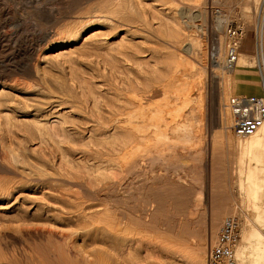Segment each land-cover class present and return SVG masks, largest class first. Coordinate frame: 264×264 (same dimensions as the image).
<instances>
[{
    "label": "bare ground",
    "instance_id": "bare-ground-1",
    "mask_svg": "<svg viewBox=\"0 0 264 264\" xmlns=\"http://www.w3.org/2000/svg\"><path fill=\"white\" fill-rule=\"evenodd\" d=\"M136 1H137V3L138 2L140 3L142 0H135V2ZM153 1H155V0H153ZM231 1H233V0H225L224 5L228 6V7L231 6ZM257 1L258 0H254V3H256ZM143 2H145V1H143ZM204 2H206V1H204ZM204 2H203V4H204ZM234 2H236V1H234ZM234 2H232V3H234ZM147 3L148 2H146V5L150 4V3L149 4H147ZM170 3H172V2H169V4ZM220 3H222V2H220ZM167 4H168V2H167ZM191 4H190L189 8H187V10L189 9L188 12H185V9L182 8L183 9L182 12L187 13V15H189V17H191V15H193L192 12L194 10L193 6ZM80 5L83 6V4H80ZM170 6L171 5H169V7ZM173 6L176 7V5H173ZM78 7H81V6H78ZM148 7L149 6H147V8ZM175 7H173V8L171 7V9H175ZM201 7H203V6H201ZM201 7H200V11L198 12L199 16L201 18L206 17L207 13H208L207 8H206L207 6L203 7V9H201ZM243 7H244V10H246V12H248L249 4L245 3V4H243ZM263 7H264V5H263ZM157 8H159V7H157ZM140 9L143 13L142 15L137 14V12L134 8L133 1H131V0H98L97 4H94V6H92L90 8L88 6V8L86 10H84L81 15L79 14V15H77V17L75 16L76 18H75V20L71 21L72 23L69 24L70 26H68V28L65 27V28H67L65 33L68 35V39L73 38L75 40L77 38H81L82 40H84L83 42H85V43L86 42L88 43L89 41H95V40L96 41L101 40V43H103L104 41H102V40L108 41V40L112 39L113 41H115V43L118 42L119 43L118 45H120V43L128 42L127 40H133V39L134 40L135 39L136 40L141 39L142 42L152 40L153 38L158 39L160 36L159 30L154 28V26L152 24L153 23L152 20H154V21L157 20L158 23L156 22V24H159V22H160L161 26L164 25V20L161 19L163 22L158 20V17L160 15H158V16H156V15L159 13H157L155 15V11L152 9H151V12L146 10L145 8L143 10H142V8H140ZM229 9H230V7H229ZM215 10L216 9L212 10V14L215 17V19L213 18L214 22L217 25H221L224 22H226L227 16L225 14L218 15L216 13L218 11H215ZM78 12H80V11H78ZM78 12H77V14H78ZM174 12H176V11H174ZM174 12L172 11V13H174ZM179 12H180V10H179ZM182 12L180 14H182ZM62 15H64L63 12H62V14L60 13V15H59L60 17L59 16L58 17L61 18ZM176 15H177V13H176ZM168 19H170V18H168ZM194 19H196V18L194 17ZM57 20H60V19H57ZM188 20H192V18H190ZM65 23L68 25L67 21H65ZM215 23H213V24H215ZM262 23H264V22H262ZM64 24H63V26H64ZM184 24L185 25L187 24L186 21L184 22ZM159 26L160 25H158V27ZM177 26H178V24H177ZM177 26H173V27H175V29H178L179 27L181 28V26H178V27ZM61 27H62V25H61ZM190 27L192 28V26H190ZM259 27H260V29H259V31H260L259 32L260 33V36H259L260 50L259 51L261 52V55H262L261 47L263 44L262 42H263L264 25H261ZM65 28H63V29H65ZM89 28H93L92 31L89 32V34H88L87 33L89 31L88 30L86 32L87 35L85 37H83V35H81V30L85 31ZM166 28H168V27H166ZM187 28H188V26H187ZM173 29L170 30V33L168 35L173 38L172 41L174 40L175 44L180 45V41H182V39L184 41L185 37L182 38V36H181L182 34H180V32H179L180 30L178 31V30H175V29L173 30ZM193 29H194L193 31H195V27ZM226 29H227V27H226ZM181 30H184V29L181 28ZM63 31L64 30H62L61 32H63ZM193 31L191 32V30H190L191 33H193ZM59 32H58V34L56 33L58 35V37L55 36L57 38H53L54 40H52V42H51L52 44L54 42H58V43L62 42V40H64L63 38L66 37V36H64L65 33H64V35H62L60 37V35L62 33L60 32L61 34L59 35ZM164 33H165V30H164ZM167 33H168V30H167ZM182 33H185V32H182ZM162 35H161L162 36L161 39H164L163 38L164 34L162 33ZM48 37H50V36H48ZM166 38H169V37H166ZM166 38H165V40H166ZM214 38H212L213 44H214L212 47L213 50H212V53L209 54V56L211 55L210 58L209 57L208 58L210 59L209 61H211V64H212V66H211L212 67L211 68L212 69V79H213L212 81L219 84V83L226 82V77H225L226 73L224 74V72L232 71L235 68V66L231 67V68L226 66L225 53L227 52V48H226V50H224V48H223L225 46H223V40L221 38V34L219 35V37H217L218 39H216V38L214 39ZM191 39H192V37H191ZM106 41H105V43H106ZM158 41L159 40H157V42ZM98 42H100V41H98ZM145 42H144V44H145ZM185 42H187V41H185ZM196 42H197V38H196ZM105 43H103V44H105ZM107 43L111 44L110 41ZM162 43H164V42H162ZM171 44H172V42H171ZM171 44H169V45H171ZM74 45H75V43H74ZM80 45H78L79 48L84 49V47L82 48V47H80ZM179 45H178V48H179ZM190 45H191V43H190ZM195 45H196L195 47H193V46L192 47L195 48L196 54L197 55L200 54L201 58H202V56L205 58L207 53H209L207 51L208 49L206 47H202L203 44H201V43H195ZM86 46H87V44H86ZM90 46H92V44H90ZM68 47L69 46H63V47L56 49L55 51L53 50L52 53L50 52L51 58L55 59V58H59L60 56L62 58L63 56L68 55V53L70 54L69 51H71V50L68 49ZM127 47L128 46H126V49L122 50V51H120L119 49H118V51L116 49L114 50L115 54L117 52H118L117 54H119L121 52L119 56L114 57V55H113V57L110 58V60H108L105 57V61H109V62H107L109 64V67L110 68L112 67L113 71L119 70V72L121 74L125 75V73H122L123 72L122 70H121L122 72L120 71L121 66H123L122 64L126 63V62L130 63L131 60H133V64L132 63L131 64L134 66H130V67H128L127 65L125 66L127 68L126 73H127V71L130 73V71L133 70V67L138 68L137 65L142 69V70H140V68H139L140 72L137 69L138 73L146 72L148 69L147 68L148 64L146 63L147 65L145 66L147 69L142 68L141 66H144L145 61L144 60L140 61V59H142V57H138L139 53L136 54L134 57L130 56V54L132 55V53L129 54L127 52L128 51ZM129 47H131V46H129ZM174 47H176V46H174ZM226 47H227V42H226ZM74 48H76V47H74ZM79 48H77V49H79ZM98 48H99V46L97 47V49ZM103 48L104 47L101 48L102 51L105 50V49L103 50ZM135 48H136V45H135ZM135 48L133 50H135ZM147 49H149V48H147ZM175 49L177 50V48H175ZM91 50L94 52L95 48L91 49ZM171 50H173L171 52L176 51V50H174V48L172 49V47H171ZM83 51H86V50L84 49ZM88 51L90 52V50L87 48L86 52H88ZM112 51L113 50L111 49L110 52H112ZM177 51H179V50H177ZM81 52H82V50H81ZM86 52H85V54H86ZM95 53L98 54L97 52H95ZM104 53H105V51H104ZM83 54H84V52H83ZM108 54H109V56H111L110 54H112V53H108ZM169 54H171V53H169ZM174 55H175V53H174ZM45 56H46V54H45ZM92 56L96 57L94 54ZM109 56H108V58H109ZM170 56L172 58L173 55H170ZM170 56H168V57H170ZM176 57H177V59H176ZM176 57L172 59L173 61H176L179 59L176 62L177 64L175 63V65H179V64L183 65V63H184V65H185V63H186V65L189 64V62L186 59H183L185 57H183L182 55H179V53L176 55ZM96 58H98V57H96ZM239 59L237 61L236 66L238 64L242 65L243 61L245 62V60H246V56L244 54H241V57L239 56ZM260 59L263 60L262 57ZM180 60H181V62H180ZM240 61H241V63H240ZM65 62H68V61L65 59ZM100 63H102V60L100 61ZM71 64L73 65V61L71 62ZM102 64H101V66H102ZM120 64H121V66H120ZM250 64H251V62H250ZM172 65H174V64H172ZM208 65H210V64H208ZM255 65H257V64H255ZM66 66L68 67V65H66ZM109 67H107V68H109ZM125 67H124V69H125ZM175 67L179 68V66H175ZM178 68H174V69H176V71L180 70ZM112 69H110L111 70L110 72H112ZM143 69H145V70H143ZM30 71H32V70H30ZM114 73H116V72H114ZM129 73H128V75H129ZM242 73H243V69H241V68L236 69V75H237L236 80H238V77H241L240 75ZM30 74H33V73L30 72ZM91 74L89 75L90 77H91ZM176 74L174 72L173 75L176 76ZM193 74H188V73L185 74V72H182L183 76H186V78L188 77L191 79L193 77ZM195 74H197V73L195 72ZM109 75H110V73H109ZM113 75L114 74H112V76ZM124 75H123V78L128 76V75L127 76H124ZM182 75H180L182 80L177 78V77H175L176 79L174 80V84H176L175 86H177V90H179V92L176 91V93H178V94L180 93L182 95V92L184 91L182 96H184V94H185V97H184V100L182 99V101H187V100L189 101L190 100V102H195V99L192 97L193 95L197 96V99L201 100V98H202L200 96L201 91L198 90L199 85H198L197 89H195L196 91H193L194 90L193 89L194 82L188 81L186 79L184 80ZM197 76H198V74H197ZM42 77H43V75H42ZM87 77H88V75H87ZM38 78H39V75H38ZM83 78H84V74H83L82 79ZM92 78L93 77H91L90 79H92ZM117 78H119V77H116V75H114V77H113L114 80L112 79L113 81L105 79V83H104L106 85L105 94L101 95V97H99V99H98V96H95L96 91L93 93V90L90 91L91 96H92V93L94 94L93 97L91 98L92 100L89 98L91 96H85V95H84L85 99L83 98V96H82L83 99H77L76 98L75 105H72V107H74V109L77 110L79 113L80 112L82 113L81 114L82 120H78V119L73 120L75 117L71 118V117H69V115H67L68 118H71L72 120H64V118H65L64 117L62 120H60V118H57L59 120L50 121L49 119L44 120L45 118L43 117L44 116V114H43V116H41V118L43 117V120L41 119V120L30 121L27 119L25 120V118H24V120L18 119L20 121V122L17 121L18 123H16V122L13 123V122H11V120H9L10 119L9 115H6L7 112L4 114V115H6L5 116L6 124H5V122H3L5 124L4 125L5 128H3V129L5 130L6 133H8V132L10 133L12 131L11 130L12 125H15V126L17 125V127H18V125L19 126L22 125L23 129L27 128L30 131L29 134H31V137L35 136L36 140L39 139V141H40V144L38 143V146L39 145L40 146L38 147L39 151L37 153L39 155H37V157L34 158L33 161H31L33 158L31 160L25 159L24 155H22L16 148H12L11 146L9 147V149L7 151H5V152H7L6 158H9L10 160L16 161V163L17 162L22 163L23 169L21 170V172L19 171L20 168H19V170H17V168L10 166L9 163L7 165V162L4 163V162H1V160H0V173H2V175L12 174L14 176H19L18 177L19 179L18 180L14 179L11 182V184H8V185L6 184L5 186H1V184H0V202H1L0 203V232L2 230L7 229V230L3 231V233L7 234V236L9 235L11 237H16V234L22 233L21 234L22 236L24 235V236L28 237L29 239H31L32 243L30 246H28L30 254L26 255V257L29 256V264H39V259H40L39 254H41L39 252L41 250H40V244L38 242V237L40 238V236H42V237L46 236V238H47L46 239L47 243L45 244V249L48 252H46L45 255L43 254V257H45L46 260H48L49 264H100L101 262L97 259L98 256L96 257V255H95L96 253L93 252V250L86 249L87 245L90 247V245H94V244L96 245L97 244V246L101 247V245H98V244L101 243L103 246H105L107 244H103V243H108V245H110V246L112 245L113 247L115 245L116 248L119 247V248L131 249V248H133L136 241L139 240V239L137 240L136 235L137 234L139 235L142 232L141 229H139V231L136 230V229H138V227L142 226L145 229H148V228L152 229L153 228L156 230H157V228L160 230L163 229L162 228V219L161 218L158 219V216H157V214H160V213H157L158 211H160L159 210L160 207L158 209H156L153 205H151L152 203H150V205L152 207H154L153 209L151 207V209L153 211L150 212L149 211L150 206L148 207L149 203L145 202L146 204L143 203V205L138 204L137 208H140L139 209L140 214H136L135 210H131L129 207H126V200L127 199L118 201L119 199H122V198L114 197V195L112 193L109 194V192H113L115 190V188L113 190V187H111L110 184H109V186H110L109 191L105 190L103 188V186H102V188H99V187L97 188V186L99 183L106 184L107 178L109 180V178H113L111 176H113L115 174V173L113 174V172L109 171V172H111V174H113V175H109L110 176L109 177L107 174H105L106 173L105 170H107V173H109L108 170L114 171L116 169V167H119V168H122V170L124 168L127 169V171L129 172L127 174H130L131 172L132 173H134V172L139 173L140 172L142 175H145V169H144V171L141 170V169H143V167L141 166V164H139V163H141L140 160L143 161V160L147 159L148 162H150V163H159L160 165L163 166L165 163H168V161H170V159L175 158L176 154H174L175 153L174 148L179 144H178V142L175 143V141L166 140V138H168V136H169L168 130L170 131V129H172V131L178 133V135L179 134L183 135V136L179 137L180 142L181 141L189 142L197 134L195 133L194 128L191 126V124L186 125V123H185L184 126H182V124H180L181 122L179 121V119L177 117L180 116V113L182 111L181 106H177V107H179L178 109L168 111V110H166V108L164 106H165V104L168 107L170 105H168V102L166 103L164 101L165 102L164 105L161 104V105L156 106L155 108L153 106H151V107H153V108H151L147 104H148V101L151 100L152 96H150V95L147 96V94L145 95V93L140 94L139 91H138V93L133 92L136 90V89H134V87L136 85V81H137V80H135V78L132 79L131 77H129L126 80L121 79V77L119 78L120 80H117ZM73 79H77V78L73 77L72 80L70 79V81H73ZM197 79H199V78H197ZM197 79H196V81H197ZM35 80H38V79H35ZM60 81L63 82L64 81L63 78ZM70 81L68 83H70ZM83 81H86V80L83 79ZM83 81H82V83L84 84L85 82H83ZM119 82H122V84ZM139 82L140 81H138V83H137L138 85H139ZM198 82L199 81H197V83ZM236 82L239 83V81H236ZM37 83H38V81H37ZM63 83H65V81ZM68 83H67V85H68ZM78 83L81 84V81L80 82L78 81ZM78 83H77V87L79 86ZM86 83H91V82L86 81ZM201 83H202V81H201ZM216 83H214V85H216ZM32 84H31V86L29 84V86L32 87L33 86ZM54 84H55V82H54ZM95 84H93V85H95ZM233 84L235 85L234 80L232 81V86H233ZM3 85H4V83H3ZM56 85H59V84H56ZM88 85H86V86L88 87V91H89L91 89V86L89 88ZM138 85H136V86H138ZM22 86L24 87L25 85L23 84ZM40 86H42V85H38V87H40ZM98 86H99V84H98ZM98 86L95 88L99 89ZM196 86L197 85H195V87ZM30 87H28V88H30ZM43 87L44 86H42V88H40V89H43ZM52 87H51V89H53ZM73 87H74V85H73ZM100 87H101V85H100ZM81 88L82 87L80 86V89ZM84 88L85 87H83L82 89H84ZM191 88L193 89L192 90L193 95L190 96V94H192L190 91H189L190 94L188 95V93H189L188 92L186 95L185 92H187V91H185V90H188ZM55 89H56V87H55ZM216 89H217V86H216ZM44 90H45V88H44ZM175 90H176V88H175ZM88 91H86V92H88ZM180 91H182V92H180ZM62 92H64V91L62 90ZM81 92L84 93L83 90H81L80 93ZM169 92H171V91H169ZM80 93H78L79 96L83 95L82 93L81 94ZM224 93L226 95L225 91H224ZM68 94H72V93L70 92ZM88 94H89V92H88ZM261 94H262V90L259 94H247V95H261ZM58 95H59V93H58ZM64 95L66 96V93ZM217 95H220V99L222 98L221 97V95H222L221 90H220V94H217ZM59 96H62V95L60 94ZM163 96H165V95H163ZM186 96H188V97H186ZM179 97H181V96L179 95ZM100 98H102V101L100 100ZM55 99H57V98L55 97ZM60 99L62 100V98H60ZM67 99H68V102H70L68 97H67ZM90 100H91V102H90ZM178 102H180V101H178ZM190 102H188V103H190ZM73 103H74V101H73ZM171 103L169 102V104H171ZM182 103L180 104V105H182V107L187 104V102L184 105ZM195 103L197 104V102H195ZM159 104H160V102H159ZM40 105H42V104H40ZM174 105L176 106V103H174ZM42 106H44V105H42ZM57 106H59V105H57ZM62 106H64V105H62ZM225 106H226L225 107L226 111H222L221 109L219 110L220 115H219V118L216 122H217L218 126L222 128V130L220 131V135L222 134V135H224V137L228 138L229 135L231 134V131L233 132V130H232L233 114H232V111L230 109L229 102H226ZM170 107H172V106H170ZM200 107H201L200 101H198L197 105L192 106V111H195L197 114V111L200 109ZM222 107H223V105H222ZM45 109H47V107ZM55 109H56V107H55ZM179 109L181 111H179ZM36 110H38V112H39L42 109L39 108V105H38V108ZM59 110H61V109H59ZM33 111L36 112L35 110H33ZM1 112H2V110H1ZM29 112H31V111H29ZM178 114H179V116H177ZM182 114H181V116H183ZM61 115H63V114H61ZM167 115H171V117L172 118L175 117V119L177 118V122L174 123L175 125H172V126L170 125V123H172V121L174 119H172V120L169 119L170 120L169 121ZM30 116H28V117H30ZM199 116H202V115L200 114ZM48 117H49V115H48ZM54 117H56V116H54ZM52 118H53V116H52ZM36 119H38V118H36ZM183 119H185V118H183ZM186 119H188V118L186 117ZM178 121L180 123H178ZM197 122L199 123V121H197ZM182 123L184 124V121H182ZM188 123H190V122H188ZM30 125L33 127V130L31 129ZM215 126H217V125H215ZM22 128H21V130H23ZM21 130H19V131H21ZM28 130H27V132H28ZM31 130L34 132V134ZM119 133H120V136L124 135L123 138L126 136L127 139L124 138L122 140V138H120L123 142L121 140L117 139ZM29 134H28V136H30ZM4 135L7 136L6 137V140H7L8 135L7 134H4ZM16 135H18V134L16 133ZM199 135H200V133H199ZM113 136H117V137H113ZM111 137H113V138H111ZM238 137H240V138L237 140V145L239 147L241 154H240L239 161H237V163H239L240 165L236 169L238 174L233 180L234 181L236 180V182L238 184L239 191H240V196H242L243 199L240 201L241 204H239L238 207L234 206L232 208L229 205H226L224 203V201L223 202L222 201H216V200L214 202L211 201L212 205L211 204L209 205L210 212H209V210H208V212H209V214L212 215V217H211L212 219H210V221H209V217H208V222H206L207 224H209L208 225L209 226L208 237L209 238L212 237L210 240H214V239L216 240L217 239L219 232H218L217 236L215 235V233H216L218 225H219V219H221V217H224V215L226 213L236 214L239 211L240 212L246 211L245 214H247L248 210H249V212H251L250 208L252 206V208L255 209V210L253 209V212H251L254 214L253 218H251L249 216L246 217L245 214L241 213L242 214L241 225H240L241 240L239 241V243L237 244V246L235 248V253H236L238 264H264V235L262 233L256 231L255 227H253V223H252V221L254 219H256V222H259L262 225V227L264 226V167L263 168L261 167V164H264V124L257 131H255L253 134L248 135V136H243V137L238 136ZM31 141H33V140H31ZM227 142L229 144L235 146V143L229 142L228 139H227ZM8 144H10V143L8 142ZM11 144H12V142H11ZM16 144H19V143H16ZM4 145H6L5 141L2 145V147ZM20 145H21V143H20ZM6 147H7V145H6ZM29 147H30V145H29ZM167 148L169 150H171V152H169V150L167 151ZM4 149L6 150V148H4ZM32 149H30V150H32ZM209 149H211V148H209ZM205 150H207V148ZM214 150H215V148H214ZM2 151H3V149H2ZM202 152H203V150L199 149V150H197L196 153L191 154V156L188 157L192 160L191 164L187 162V159H185L186 155L182 156V157H184L185 160L178 158V160H180V162L182 163L183 166H191L194 169L195 175L193 176V179L198 181V182L202 179V177H201V169H202L201 166L203 163V160H201ZM176 157H178V156H176ZM213 159L214 158H212V160ZM2 161H3V159H2ZM142 164H143V162H142ZM17 165H19V163H17ZM139 165L142 168H139L140 167ZM215 165L216 164L212 163V166H213L212 173L213 174H212L211 180H212L213 184L221 182V180H225V178L220 177V174L218 173V169L215 168ZM18 167H20V166H18ZM89 167H95V168H98L101 170L103 168V171L100 174V173H98V170H94V171H97V173L96 172L93 173L94 171L92 169L90 172L93 171L92 173L94 175H91V174L87 175V173H85V172H87ZM144 167H146V165ZM158 167H160V166H158ZM216 167H218V166H216ZM119 171H120V169H119ZM115 172H117L119 174L118 170ZM222 173L223 172H221V174ZM120 175H121V173H120ZM120 175H119V178H121ZM151 175H150V177L149 176L144 177L146 182L149 183V181H151V180H149L153 176V175L152 176ZM114 176H116V175H114ZM130 176H132V174L129 175V177ZM135 177H136V175H135ZM124 178L126 179V177H124ZM159 178H163V177H161V174H160ZM221 178H223V179H221ZM114 179H116V178L114 177ZM157 179H158V177H157ZM123 181L124 180H122L121 182H123ZM126 181H124V182H126ZM165 181H167V180H164V182ZM116 183L118 184L120 182H116ZM93 184H95V186L97 185L96 188L94 187ZM145 184H147V183H145ZM223 184H224V182H223ZM106 185H107V187H105V188H108V184H106ZM111 185H113L112 182H111ZM127 185H128V181H127ZM141 185H142V183H141ZM167 185H168V183H167ZM214 185H216V184H214ZM118 186H119V184H118ZM170 186H167V187H170ZM217 186L220 187L219 185H217ZM221 186H222V184H221ZM121 187L122 186L120 183V188ZM129 187H127V188H129ZM142 187L143 186H141V188ZM157 187L158 186H156V187L155 186H147V188H149L151 191L154 192V194H152V195L156 194L154 190L157 189ZM212 187H211V190H212ZM27 188H30V189L32 188L34 190H40V195L35 196L37 194L34 193L35 194L34 196H29V195L25 196V195L20 193V192H24ZM152 188H155V189H152ZM220 189L221 188H219V190ZM129 190H130V188H129ZM129 190L127 192H129ZM121 191H123V190H121ZM141 191L143 193L144 189H141ZM145 191H146V189H145ZM168 191H169V188H168ZM213 192H215V191L213 190L212 193ZM219 192L220 191H218V193ZM199 193L200 194H198V197L200 199L201 198V191ZM31 194L33 195V193H31ZM121 194L124 195V194H126V192L124 194L123 193H121ZM147 194L148 193H146V195ZM106 195L108 196V198L106 200H103L104 198H106ZM143 195H144V193H143ZM143 195H141V196H143ZM159 195H160V193H158L154 197L153 196L152 197L155 199V197H157ZM129 196L133 197L134 195L131 194ZM134 198H136V197H134ZM153 198H152V202H153ZM249 198H252V201H249ZM156 199H158V198H156ZM156 199L154 201H156ZM104 201L107 202V205L102 207V205L104 204ZM159 201H160V199H159ZM225 202H227V201H225ZM2 203H5V204L3 205ZM179 203H181V202H179ZM130 204H131V202H130ZM182 204L184 205V203H182ZM182 204H180V205H182ZM199 205H200L199 201L196 202L194 209L189 210V212L192 211L191 212L192 214L197 212ZM240 205H243L244 207H248V208L245 209V208L241 207V210H240L239 209ZM157 206H160V204L158 205V202H157ZM178 208H179V206H178ZM180 208H181V206H180ZM184 208H185V206H184ZM32 209H33V211H32ZM155 210H157V212ZM114 211H116V213H113ZM10 212H12V213H10ZM110 212H112V215L110 214ZM162 217H164V216H162ZM169 219H171V218H169ZM38 221H44V223H46V226H40ZM170 223H172V222H170ZM187 224H189V223H187ZM178 225H180V223ZM182 225H181V227H182ZM198 225H200V224H198ZM201 225H203V224H201ZM221 225H220V228H221ZM192 227H194V226H192ZM198 227H200V226H198ZM10 228H13L16 231H19L20 233L14 232L11 234L8 231V229L10 230ZM169 228H171V226ZM182 228H180V230ZM195 228H196V226H195ZM204 228H205V226H204ZM189 229H191V226ZM146 231L148 233L149 232L151 233L152 230L151 231L146 230ZM219 231H220V229H219ZM143 232H144V229H143ZM160 232H162V231H160ZM160 232H158V233H160ZM148 233H147V235H148ZM155 233H156V231H155ZM4 234H3V236H4ZM205 234H207V232ZM163 235H162V237H163ZM214 235L216 237L213 239ZM17 237H19V236H17ZM17 237L15 238V241L18 240ZM162 237H160V238H162ZM192 237L195 238L193 235H192ZM107 238H108V240H106ZM140 238L143 239L144 237L143 238L140 237ZM163 238H165V237H163ZM163 238H162V240H163ZM197 238H199V237H197ZM203 238H204V236H203ZM0 239H1V237H0ZM144 239H146V238H144ZM2 240H3V238H2ZM165 240H167V239H165ZM210 240H208V241H210ZM110 241H112V243ZM214 241H212V242H214ZM41 243H43V242H41ZM162 245H163V243H162ZM202 245L203 244H201V247H202ZM42 246L44 247V244H42ZM160 246H161V244H160ZM28 247H25V248L28 249ZM194 247H195V249L197 248L196 246H194ZM194 247L193 248L191 247V248L194 249ZM203 247H205V246H203ZM20 248H22V247H20ZM110 248L111 247H109V249ZM116 248H114L115 254L117 253ZM191 248H190V250H191ZM134 249L136 250L137 248L134 247ZM199 249H200V252L196 253V250H199ZM196 250L194 251L195 253L193 252V254L196 255V256H194V258L198 259L201 264H207V260H205V258H206L205 248H203L201 250V248L198 247V249H196ZM23 251H24V249L22 250V252ZM49 251H52V253L50 252L51 254H49ZM101 251H103V250H100V252ZM111 251L114 252V250H109V252H111ZM123 251H125V250H123ZM126 251H127V249H126ZM188 251H189V249L187 250V252ZM129 252H131V250ZM112 254L114 256V253H112ZM119 254H121V253H119ZM122 254H124V253H122ZM102 255H104V254H102ZM117 255H118V253H117ZM104 256H106V255H104ZM12 257H14V256H12ZM16 258H17V256H16ZM117 258L119 259V257H117ZM121 258H122L121 263L125 264L126 262H123L124 261L123 257H121ZM128 259H130L129 260L130 262H128V264H129V263H131L132 260L130 257ZM128 259H126V260H128ZM10 260H11V258H10ZM3 261H1L0 264H4ZM7 262H8V260H7ZM109 262H110V260H109ZM111 263H112V261H111ZM114 263L115 262H113V264ZM42 264H44V263H42ZM46 264H48V263H46ZM104 264H106V263H104Z\"/></svg>",
    "mask_w": 264,
    "mask_h": 264
},
{
    "label": "rangeland",
    "instance_id": "rangeland-1",
    "mask_svg": "<svg viewBox=\"0 0 264 264\" xmlns=\"http://www.w3.org/2000/svg\"><path fill=\"white\" fill-rule=\"evenodd\" d=\"M96 1L98 2V0H0V140L2 139L1 140L2 142L0 141V145H1L0 146L1 147L0 148V158H1L0 160H1V162H4V163L7 162V165L9 163L10 166L17 168V170H19V168H20L19 171L21 172V170L23 169L22 163L17 162V163H19V165H17L16 161H13V160H10L9 158H6L7 152H5V151H7L10 146L12 148H16L22 155L25 156V159L31 160L33 158L31 161H33L34 158H36L37 155H39L37 153L39 151L38 147L40 145L38 146V143L40 144V141H39V139L36 140L34 135H33L34 137H31V134H29L30 131L27 128L23 129L22 125L21 126L18 125V127H17V125L16 126L12 125V127H11L12 131L10 133L5 132V130L3 128H5L4 125L6 124V119H5L6 115H9V117H10L9 120H11V122H13V123H15V122L18 123V122H20L19 120H24V118H25V120L27 119L30 121L41 120V119L43 120V117L45 118L44 120L49 119L50 121L59 120L57 118H60V120H62L64 117H65L64 120H72L71 119L72 117H75L73 120H77V119L82 120L81 119L82 113L81 112L79 113L77 110L74 109V107H72V105H75L76 98L77 99H83L85 96H91L90 91L93 90V93L96 91L95 96H98V99H99V97H101V95L105 94V88H106V85L104 84L105 79L113 81L114 75H116V77H119V78L121 77V79H124V80L128 79L129 77H131L132 79L135 78V80H137L136 85H138L137 84L138 81H140V82H139L138 86L135 85V87H134V89H136V90L138 89V90L137 91L135 90L133 92L138 93V91H139L140 94L145 93V95L147 94V96H149V95L152 96L151 100L148 101L147 105H149L150 107L153 106L155 108L158 105H161V104L164 105L165 102L166 103L168 102V105L172 106V107H170V106L168 107L165 104L164 107L168 111L178 109L179 107H177V106H181L182 111L180 109H179V111H181L180 116L182 113H183L182 114L183 116L180 117L179 114L177 115L179 117L176 116L179 119V121L181 122L180 123L178 121V123L182 124V126H184L185 123H186V125L191 124V126L194 128V131L197 135L193 139H191L189 142H187V141H181L180 142L179 137L183 136V135H181V134L178 135V133L172 131V129H170V131L168 130L169 136H168V138H166V140L175 141V143L178 142V144H179V145H177L178 147L176 146L177 148L176 147L174 148V152H175L174 154H176V156H178V157L175 156V158L170 159V161H168V163H165L163 166L160 165L159 163H150V162H148L147 159H146L147 161L146 160H143V161L140 160L141 163H139V164H141V166L143 167V169H141V170L144 171V169H145V175L146 176L142 175L140 172H139L140 174L138 172H134V173L131 172L130 174H127V173H129L127 171V169L124 168L122 170V168H119V167H116V169L114 171L108 170V172L111 171V172H113V174L115 173L114 175H116V176L111 174V172H109L110 174L107 173V170H105L106 173L105 172L104 173L107 174L108 176L113 175V176H111L113 178H109V180L107 178L106 184H108V188H105V187H107L106 184H101V183H99L98 186L96 185L97 188L98 187L102 188V186H103V188L105 190H108V191L110 189V186L113 187V190L115 188V190H114L115 192L114 191L109 192V194L112 193L114 195V197L122 198L119 200L117 199L118 201L127 199L128 201L126 200V207H129L131 210H135L136 214H140V210H139L140 208H137L138 204L143 205V203L144 204L149 203L148 207L150 206V209H149L150 212L153 211L152 209L154 207L156 209H158L160 207V209H159L160 211H158V212H157V210H155V211L157 213H160V214H157V216H158V219L159 218L162 219V228L163 229L160 230L157 228V230H158L157 231L156 229H153V228L152 229L151 228L145 229L142 226L138 227V229H136V230H138V231H139V229L142 230V232L140 231L141 233L139 232L140 233L139 235L138 234L136 235V238H137V240L139 239L138 240L139 242L136 241L133 248H131V249L119 248V247L116 248L115 245L113 247L112 245L111 246L108 245V243H103V244H107L112 249L111 248L109 249V247L107 245L103 246L101 243L98 244V245H101V247L97 246V244L96 245L94 244V245H90V247L87 245L88 247L86 246V249L93 250V252L96 253L95 255H96V257L98 256L97 259L101 262L100 264H102V263L103 264L104 263L110 264L111 261H112L111 264H113V262H115L114 264H122L121 263L122 262L121 257H123V260H124L123 262H126L127 264H128V262H130L129 261L130 259H128L129 257L132 260L131 263H129V264H201L198 259L194 258V256H196V255H194L193 252L196 249H198V247L201 248V250L203 248H205V251H206L205 260H207V252H208L209 245L212 241L215 240L214 238L217 236L219 229H220V225L222 224V222L224 221L226 216L228 217L231 215H237L241 219V216H242L241 213L245 214V212H246V211H242V212L239 211L236 214L226 213L224 215V217H221V219H219V225H218L217 231L215 233L216 236L214 235V237H213L214 240H210L212 237L211 238L208 237V231H209L208 225L209 224L206 223V222H208V217H209V221H210V219H212L211 218L212 215L209 214V212H210L209 205L210 204L212 205V202H214L216 200V201H222V202L224 201V203L226 205H229L231 208L234 206L238 207V205L241 204L240 201L243 199L242 196H240V191H239L238 184H237L236 180L235 181L233 180L238 174L236 169L240 165L239 163H237V161H239L240 154H241L239 147L237 145V140L240 137H238L232 131H231V134L229 135L228 138L224 137V135H222V134L220 135V131L222 130V128L219 127L217 122H216L219 118V115H220L219 110L221 109L222 111H226V108H225L226 102H229L230 98L235 94H259L261 92L260 88L253 89L252 91H250V88H248L247 85L245 84V82H243L242 77H238V80H236L237 79L236 78L237 77L236 69L241 68V66L245 67L247 69H249L250 67L257 68V65H255V64H258V60H256L257 58L255 56H251V55H245L246 56V60H245L246 63L243 61L242 65L238 64L239 66L237 65L232 71L224 72V74L226 73L225 74L226 82L217 84L216 82L212 81L213 80L212 79V69H211L212 64H211V61H209L210 60L209 58L211 56V55L209 56V54L212 53V50H213L212 47L214 45L212 38L215 37L216 39H218L217 37H219V35L221 34V38L223 40V46H225L223 48H224V50H226V48H227L226 42L228 45V37L226 34V27H228L227 25H231V24L240 25V26L242 25V26H246L247 28H252L254 30L255 36L258 39V46L260 47V45H259L260 44L259 43L260 42V40H259V36H260L259 29H260V27L259 26L264 25V23H262V22H264V13H263L264 12V7H263L264 0H258L257 1L258 3L257 2L254 3V0H233V1H231V6H229L230 9L228 6L224 5L225 0H196V1L195 0H170V1L169 0H155V1H153V0H142L140 3L139 2L137 3V1L135 2V0H131V1H133L134 8H135L137 14H139V15L143 14L140 8H142V10L145 8L146 10H148L150 12L152 9L155 11V15L157 13H159L156 15V16L160 15L158 17V20H160L161 22H163L162 20H164V25H163L164 27L161 26L160 22H159V24H156L157 20H155V21L152 20L153 21L152 24H153L154 28L159 30L160 36L158 39L153 38L152 40L146 41L147 43L144 41L145 44H144V42H142L141 39H137V40L133 39V40H127L128 42L120 43V45H118L119 44L118 42L115 43V41H113L112 39H110L108 41L102 40V41H104L103 43H105V41H106L105 44L101 43V40L89 41L88 43L83 42L84 40H82L81 38H77L75 40L73 38H71V39L69 38L70 39L69 40L68 35L65 32H66V29L68 28V26H70L69 24L72 23L71 21L75 20L77 15H79V14L81 15L82 12L88 8V6L90 8V7L94 6V4H97ZM143 1H145V2H143ZM204 1H206V2H204ZM234 1H236V2H234ZM146 2H148L147 4H149V3L150 4L146 5ZM167 2H168V4H167ZM169 2H172V3L169 4ZM203 2H204V4H203ZM220 2H222V3H220ZM232 2H234V3H232ZM245 3L249 4L248 12H246V10H244L243 4H245ZM80 4H83V6ZM172 4L176 5V7L173 6ZM190 4L193 6V9H194L192 12L193 15H191V17H189V15H187V13L182 12L183 9H185V12H188L189 9L187 10V8H189ZM169 5H171V6L169 7ZM78 6H81V7H78ZM147 6H149L148 7L149 9L147 8ZM201 6H203V7L207 6L206 8H207L208 13H207L206 17L201 18L199 16L198 12L200 11ZM157 7H159V8H157ZM171 7L172 8L175 7L176 10L171 9ZM203 7H201V9H203ZM178 9L180 10V12ZM213 9H216L215 11H218V12H216L218 15L225 14L227 16L226 22H224L221 25H217L214 22L215 17L212 14ZM78 11H80L81 13ZM172 11L173 12L176 11V12L172 13ZM62 12L64 15H62L63 17L61 16V18H59L60 13L62 14ZM77 12H78V14H77ZM181 12L183 15L180 14ZM176 13H177V15H176ZM194 17L196 19H194ZM168 18H170V19H168ZM190 18H192V20H188ZM57 19H60V20H57ZM184 20L187 23L186 25L184 24V22H185ZM65 21H67L68 25L65 23ZM62 23L63 24L65 23L64 26ZM213 23H215V24H213ZM177 24H178V26H181V28H183L184 30H181L180 27L178 29H175V27H173V26H177ZM61 25H62V27H61ZM158 25H160V26L158 27ZM165 26L168 28H166ZM187 26H188V28H187ZM190 26H192V28ZM65 27H67V28H65ZM194 27H195V31H193ZM63 28H65V29H63ZM173 28L175 30H178V31L180 30L179 32H180V34H182L181 35L182 38H184V37L186 38L187 36L189 37V38L187 37L188 39L184 38V41H183V39H182V41H180V45L178 44L179 48H178V45L174 43V40L172 41L173 38L168 35L170 33V30ZM92 29L93 28H89L85 31L81 30V35H83V37H85L87 35V33L89 34V32L92 31ZM62 30H64V31L61 32ZM164 30H165V33H164ZM167 30H168V33H167ZM190 30H191V32L193 31L194 34L191 33ZM181 31L185 32L186 34L182 33ZM58 32H59V35L61 34L60 37L62 35H64V33H65L64 36H66L67 38L66 37L63 38L65 41L62 40V42H59V43L54 42L52 44L51 42H52V40H54L53 38L58 37V35H57ZM161 32L164 34V37H163L164 39H161V37L163 36ZM48 36H50V37H48ZM55 36H57V37H55ZM166 37H169V38H166ZM191 37H192V39H191ZM165 38H166V40H165ZM196 38H197V42H196ZM157 40H159V41L157 42ZM98 41H100V42H98ZM109 41L112 45L107 43ZM185 41H187V42H185ZM162 42H164V43H162ZM171 42H172V44H171ZM74 43H75V45H74ZM190 43H191V45H190ZM195 43L203 44V46L202 45L201 46L206 47L208 49L207 50L209 52V53H207L208 56L206 55L205 58L202 56V58H201L200 54H199L200 56L197 55L195 52L196 51L195 48H193L196 46ZM86 44H87V46H86ZM90 44H92V46H90ZM169 44H171V45H169ZM78 45H80V47H82V48L84 47V49L86 51L88 48L90 50V52L88 51L89 52L88 53L86 51H83L84 49L79 48ZM106 45L107 46L109 45V46L107 47ZM135 45H136V48H135ZM63 46H69L68 49L71 50V51H69L70 54L68 53V55L63 56L62 58H61V56L59 58H55V59L51 58L50 52L52 53L53 50L55 51L56 49L63 47ZM96 46L97 47L99 46V48H98L99 50L97 49ZM126 46H128L127 52L129 54L132 53V55L130 54V56L134 57L136 54L139 53L138 57H142V59H140V61H143V60L145 61L144 66H141V67L145 68V69L148 68L146 72L138 73L137 69L139 72L142 69L137 65L138 68L133 67V70H131L130 73L128 71L126 73L127 68L125 66L126 65L128 67L134 66V65H132L133 60H131V62L129 61L130 63L126 62V63L122 64L125 67V69L120 64V66H121L120 71L122 70L123 72L122 71L121 72L125 73V75L121 74L119 72V70L113 71L112 67L111 68L109 67V64L107 63L109 61H105V57L108 60H110V58H112L113 55H114V57L119 56L121 53L120 51L125 50ZM129 46H131L132 48ZM174 46H176V47H174ZM74 47H76V48H74ZM102 47H104L103 50L105 49L104 50L105 53H104V51H102V49H101ZM146 47L149 49H147ZM171 47H172V49L174 48V50H176L175 48H177V50H179L180 52L177 50L175 52H171V51H173V50H171ZM77 48H79L80 50ZM94 48H95V51L93 52L91 49H94ZM134 48H135V50H133ZM111 49L113 50L112 52H110ZM115 49L117 51L119 49L120 53L117 54L118 53L117 52L115 54V51H114ZM81 50H82V52H81ZM134 51L135 52L137 51V52L135 53ZM83 52H84V54H83ZM85 52H86V54H85ZM95 52H97L98 54H96ZM108 53H112V54H110L111 56H109ZM169 53H171V54H169ZM174 53H175V55H174ZM178 53H179V55H182L183 57H185V58H183V57L182 58L186 59L190 65L189 64L186 65V63H185L186 66L184 65V63H183V65H181V64L175 65V63L179 59L176 61H173L172 59L175 58ZM226 53H225V58H226ZM45 54H46V56H45ZM93 54L98 58L93 57L92 56ZM107 55L109 56V58ZM170 55H173L172 58ZM168 56H170V57H168ZM239 56L241 57V54H239ZM65 59L68 62H65ZM176 59H177V57H176ZM101 60H102L103 64L100 63ZM72 61H73V65L71 64ZM180 62H181V60H180ZM250 62H251V64H250ZM240 63H241V61H240ZM101 64H102V66L103 65L104 66L102 67ZM172 64H174V65H172ZM208 64H210V65H208ZM66 65H68V67ZM146 65L148 66L147 68L145 67ZM175 66H179V68L175 67ZM107 67L112 69L113 73L110 72L111 70ZM139 68H140V70H139ZM174 68H178L180 70L176 71V69H174ZM145 69H143V70H145ZM30 70H32V71H30ZM30 72L33 74H30ZM114 72H116V73H114ZM174 72H175V74L177 73L176 76L173 75ZM182 72H185V74L186 73H188V74L194 73L192 79L188 78V77L186 78V76H183ZM195 72L198 74V76H197V74H195ZM82 73L84 74L83 79H85L87 82H91V83H86V81H83V79H82L83 74ZM109 73H110V75H109ZM128 73H129V75H128ZM90 74H91V77H93L92 79H90L91 78L89 76ZM112 74H114V75L112 76ZM38 75H39L40 79L38 78ZM42 75H43V77H42ZM87 75H88V77H87ZM123 75L124 76L128 75V76L123 78ZM180 75H182L184 80L186 79L188 81L194 82V87H193L194 90L192 88L185 90V91H187V92H185L186 95L189 91L192 94H190V92H189L188 95L189 94H190V96L193 95V91H196L195 89H197V87L199 85L198 90L201 91V95H200L202 97L201 100L197 99V96H195V95L192 96L195 99V102H197V104H198V101H200L201 107L199 109L200 111L199 110L197 111L198 115L196 114L195 111H192V106L197 105V104L195 102H190V100L189 101L188 100L182 101V99L184 100V97H185V94H184V96H182L184 91L183 92L180 91V92H182V95L180 93L179 94L176 93V91L179 92V90H177V86H175L176 84H174V80L176 79L175 77L182 80ZM73 77L77 78L78 80L73 79V81H70V79L72 80ZM62 78L65 81V83H63L64 81L63 82L60 81V80H62ZM119 78H117V80H120ZM197 78H199V79H197ZM35 79H38V80H35ZM196 79H197V81H199L198 83H197ZM233 80L235 81V85L233 84V86H232ZM37 81H38V83H37ZM69 81H70V83H68ZM78 81L79 82L81 81L82 85L80 83H78ZM82 81L85 82L86 84L85 83L83 84ZM201 81H202V83H201ZM236 81H239V83H237ZM54 82H55V84H54ZM213 82L216 83V85H214ZM3 83H4V85H3ZM67 83H68V85H67ZM77 83L79 84L78 87H77ZM97 83L99 84V86ZM119 83L122 84V82H119ZM23 84L25 85L24 87L22 86ZM29 84H30V86H31V84L33 86L30 87ZM56 84H59V85H56ZM93 84H95V85H93ZM38 85L44 86L43 89H40V88H42V86L38 87ZM73 85H74V87H73ZM86 85H88L89 88L91 86V89L89 91H88V87ZM96 85L99 87V89L97 88L98 90L95 88V87H97ZM100 85H101V87H100ZM195 85H197V86L195 87ZM27 86L30 88H28ZM80 86L82 88L87 87L86 88L87 90L85 88L80 89ZM216 86H217V89H216ZM51 87L55 91L53 89H51ZM55 87H56V89L57 88L58 89L56 90ZM44 88L46 91L44 90ZM175 88H176V90H175ZM62 90L64 92H62ZM81 90H83L85 94L81 92L83 95L79 96L78 93H80ZM220 90H221V94H222L221 99H220V95H217V94H220ZM69 91L72 94H68V93H70ZM86 91H88L90 95ZM169 91H171V92H169ZM224 91L226 92V95H225ZM58 93H59V95L61 94L62 96H59ZM65 93H66V96L64 95ZM93 93H92V96L89 97L90 99L93 97V95H94ZM163 95H165V96H163ZM179 95L181 97H179ZM82 96H83V98H82ZM55 97L57 99H55ZM67 97L69 98L70 102H68ZM186 97H188V96H186ZM60 98H62V100ZM72 100L74 101V103ZM91 100H90V102H91ZM100 100L102 101V98H100ZM178 101H180V102H178ZM159 102H160V104H159ZM169 102L170 103L172 102V103L169 104ZM186 102H187V104H186ZM188 102H190V103H188ZM174 103H176V106L174 105ZM181 103L183 105L186 104L183 106L184 108L182 107V105H180ZM40 104H42L44 106H42ZM38 105H39V108L42 109L41 110L42 112L41 111L38 112V110H36L38 108ZM57 105H59V106H57ZM62 105H64V106H62ZM222 105H223V107H222ZM46 107L48 110L45 109ZM55 107H56V109H55ZM153 107H151V108H153ZM32 109L35 110L36 112H34ZM59 109H61V110H59ZM1 110H2V112H1ZM29 111H31V112H29ZM6 112H7V114L4 115ZM60 113L63 115H61ZM43 114H44V116H43ZM200 114L202 116H199ZM27 115L28 116L31 115L32 117L31 116L28 117ZM48 115L50 118L48 117ZM67 115H69V117H71V118H68ZM41 116H43V117L41 118ZM52 116L54 119L52 118ZM54 116H56V117H54ZM167 116H168V120L174 119L172 121L173 124L170 123V125L171 126L175 125L174 123L177 122V118L176 119H175V117L172 118L171 115H167ZM35 117L38 119H36ZM182 117L185 119H183ZM186 117L188 119H186ZM182 121H184V124L182 123ZM197 121H199V123ZM3 122H5V124ZM188 122H190V123H188ZM215 125H217V126H215ZM21 128L23 130H21ZM26 129L28 130V132ZM31 129L33 130L32 126H31ZM19 130H21L22 132ZM16 133L18 135H16ZM199 133H200V135H199ZM4 134L8 135L7 140H6L7 136ZM28 134L30 136H28ZM33 134H34V132H33ZM119 136H120V133H119L118 138H117L119 140H121L120 138H122V140L124 138L127 139L126 136L123 138L124 135H121L122 137L121 136L119 137ZM113 137H117V136H113ZM113 137H111V138H113ZM30 139L33 141H31ZM227 139L229 142H234L235 146L229 144L227 142ZM4 141L7 145V147H6V145H4L2 147ZM10 141L12 142V144ZM8 142L10 144H8ZM16 143H19V144H16ZM20 143L22 146L20 145ZM29 145H30V147H29ZM208 147L211 149H209ZM4 148H6V150ZM206 148H207V150H205ZM214 148H215V150H214ZM2 149H3V151H2ZM30 149H32V150H30ZM199 149L203 150V152L201 154V160H203V163L201 166V168H202L201 169L202 179L198 182V181L193 179V176L195 175L194 169L191 166H183L182 163L180 162V160H178V158L183 159V160L187 159V162L191 164L192 160L188 157L191 156V154L196 153L197 150H199ZM168 150L169 149L167 148V151ZM169 152H171V150H169ZM183 155H186L185 159H184V157H182ZM211 157L214 159L212 160ZM2 159H3V161H2ZM142 162H143V164H142ZM212 163L216 164L215 168L218 169V173L220 174V177L225 178V180H221V182L214 183L216 185H214L212 180H211L212 174H213L212 173V168H213ZM147 164L148 165L150 164V165L148 166ZM145 165H146V167H144ZM18 166H20V167H18ZM141 166L139 168H142ZM158 166H160V167H158ZM216 166H218V167H216ZM95 167H89V169L85 173H87V175L88 174L94 175L93 173H95V172L97 173V171H94V170H98V173L101 174L103 171V168L101 170V169H98ZM261 167L263 168L264 164H261ZM92 169L94 171V172L92 171L93 173L90 172ZM119 169H120V171H119ZM117 170H118L119 174L117 172H115ZM146 170L147 171L149 170V171L147 172ZM221 172H223V173L221 174ZM120 173H121V175H120ZM131 174H132V176L129 177V175H131ZM134 174L136 175V177ZM160 174H161V177H163V178H159ZM0 175H1L0 176L1 177L0 178L1 186H5L6 184L7 185L11 184V182L14 179L15 180L19 179L18 178L19 176H14L12 174L2 175V173H0ZM119 175L122 179L119 178ZM150 175L152 177L149 179L151 181H149V183H148L145 181L144 177H148V176L150 177ZM123 176L126 177V179ZM114 177L117 180L114 179ZM157 177H158V179H157ZM223 178H221V179H223ZM163 179L167 180V181L164 182ZM122 180H124V181L127 180L128 185H127V181L121 182ZM111 182L113 185H111ZM116 182H120L122 187L120 188V183H118L119 184V186H118V184ZM223 182H224V184H223ZM141 183H142V185H141ZM145 183H147V184H145ZM167 183H168V185H167ZM95 184H93V185L96 188ZM109 184H110V186H109ZM221 184H222V186H221ZM146 185L159 187V188L157 187V189L152 188V189H155L154 191L156 194L160 193L159 196L155 197V199L158 198V199H156V201H154L155 199L153 198L156 194L152 195V194H154V192L151 191L149 188H147ZM217 185H219L220 187H218ZM141 186H143V187L141 188ZM167 186H170V187H167ZM127 187H129L131 191ZM211 187H212V190H211ZM168 188H169L170 192L168 191ZM219 188H221V189L219 190ZM141 189H144V191L146 189L145 192L143 191L144 195H143ZM121 190H123V191H121ZM128 190H129V192H127ZM213 190L215 192L212 193ZM200 191H201V198L199 199L198 194H200L199 193ZM218 191H220V192L218 193ZM125 192H126V194H124ZM20 193L25 195V196H27V195L34 196L35 194H37L35 196H39L40 190H34L32 188L31 189L27 188L24 192H20ZM31 193H33V195ZM121 193H123L124 195H122ZM146 193H148V194L146 195ZM131 194L134 196L133 197L129 196ZM141 195H143V196H141ZM134 197H136V198H134ZM107 198H108V196L106 195V198H104L103 200H106ZM152 198H153V202H152ZM159 199H160V201H159ZM198 201L200 204L198 207V210H197V212L192 214L191 213L192 211L189 212V210H193L196 202H198ZM225 201H227L228 203ZM249 201H252V198H249ZM130 202H131V204H130ZM157 202H158V205L160 204V206H157ZM179 202H181V203H179ZM150 203H152L151 205H153L154 207H152L150 205ZM182 203H184V205ZM2 204L4 205L5 203H2ZM180 204H182V205H180ZM105 205H107V202L104 201V204L102 205V207H104ZM178 206H179V208H178ZM180 206H181V208H180ZM184 206H185V208H184ZM151 207H152V209H151ZM241 207L245 208V209L248 208V207H244L243 205H240L239 206L240 210H241ZM253 209L254 208H252V206H251V208H250L251 212H253ZM208 210H209V212H208ZM32 211H33V209H32ZM251 212H249V210H248L247 214H245L246 217L249 216V217L253 218L254 214ZM10 213H12V212H10ZM113 213H116V211H114ZM110 214L112 215V212H110ZM162 216H164V217H162ZM169 218H171V219H169ZM170 222H172V223H170ZM255 222H256V219H254L252 221L253 227H255V230L264 235V226L262 227V225L259 222H256L257 224ZM38 223L40 224V226H46V223H44V221H38ZM179 223H180V225H178ZM187 223H189V224H187ZM198 224H200V225H198ZM201 224H203V225H201ZM181 225L183 228L181 227ZM170 226H171V228H169ZM190 226H191V229H189ZM192 226H194V227H192ZM195 226H196V228H195ZM198 226H200V227H198ZM204 226H205V228H204ZM180 228H182V229L180 230ZM143 229H144V232H143ZM5 230H7V229H5ZM5 230H2L0 232V237H1V239H0V243H1L0 244V260L1 259H2L1 261L4 260L3 261L4 264H7V263L8 264H29V256L26 257V255L30 254L28 246H30L32 243L31 239H29L28 237H26L24 235L22 236L21 235L22 233H21V234H16V237L17 236H19V237H17L18 240L16 239L17 241H15L16 237H11L9 235L7 236V234L3 233V231H5ZM146 230H148V231L152 230V231H151V233L150 232L148 233ZM8 231L11 234L14 232L20 233L19 231H16L13 228H10V230L8 229ZM155 231H156V233H155ZM160 231H162V232H160ZM158 232H160L162 235L164 234L163 237H165V238H163L162 235ZM206 232H207V234H205ZM147 233H148V235H147ZM3 234L5 237L3 236ZM201 234L204 236V238ZM192 235L195 238H193ZM140 237H142V238L144 237L146 239H144V238L141 239ZM160 237H162L163 240ZM197 237H199L200 239L202 238V239L200 240ZM2 238H3V240H2ZM46 239H47L46 236H43V237L40 236V238L38 237V242L40 244V250H41L39 252V253H41V254H39V258H40L39 264H42V263H44V264L48 263L49 264L48 260H46V258L43 257V254L45 255L46 252H48L45 249V244L47 243ZM165 239H167V240H165ZM106 240H108V238ZM208 240H210V241H208ZM41 242H43V243H41ZM110 242L112 243V241H110ZM162 243H163V245H162ZM42 244H44V247L42 246ZM160 244H161V246H160ZM201 244H203L202 247H201ZM194 246H196L197 248L195 249ZM203 246H205V247H203ZM20 247H22V248H20ZM25 247H28V249ZM134 247L137 249L135 250ZM189 247L190 248L194 247L195 250L192 248L190 250ZM114 248L117 249L116 252L118 253V255H117V253L115 254ZM21 249L22 250L24 249V251H23L24 253L22 252ZM126 249H127V251H126ZM188 249H189V251L187 252ZM100 250H103V251L100 252ZM109 250H114V252H112V251L109 252ZM123 250H125V251H123ZM128 250L129 251L131 250V252H129ZM50 252L52 253V251H49V254H51ZM199 252H200V249L196 250V253H199ZM112 253H114V256ZM119 253H121V254L124 253V254H122L123 255L122 256ZM14 254L17 256V258ZM102 254H104L106 256H104ZM11 255L14 257H12ZM117 257H119V259ZM10 258H11V260H10ZM126 259H128V260H126ZM7 260H8V262H7ZM109 260H110V262H109Z\"/></svg>",
    "mask_w": 264,
    "mask_h": 264
},
{
    "label": "built area",
    "instance_id": "built-area-1",
    "mask_svg": "<svg viewBox=\"0 0 264 264\" xmlns=\"http://www.w3.org/2000/svg\"><path fill=\"white\" fill-rule=\"evenodd\" d=\"M226 66L236 67L240 46L245 35V26L228 25ZM260 74L261 95L235 94L229 100L233 114L232 130L237 136H248L264 124V60L257 64ZM241 219L231 215L224 219L218 237L211 242L207 252V264H238L235 248L241 239Z\"/></svg>",
    "mask_w": 264,
    "mask_h": 264
},
{
    "label": "crops",
    "instance_id": "crops-1",
    "mask_svg": "<svg viewBox=\"0 0 264 264\" xmlns=\"http://www.w3.org/2000/svg\"><path fill=\"white\" fill-rule=\"evenodd\" d=\"M262 55L260 47L258 46V39L255 36V32L252 28H247L245 26V35L242 39L241 46H240V53L244 55H251L256 56L259 60L260 57L264 60V31H263V42H262ZM258 56V57H257ZM243 73L240 75L243 78V82L250 88V91L253 89L261 88L260 84V74L258 72V68L250 67L249 69L242 67Z\"/></svg>",
    "mask_w": 264,
    "mask_h": 264
}]
</instances>
